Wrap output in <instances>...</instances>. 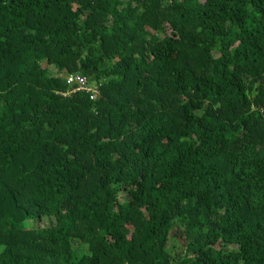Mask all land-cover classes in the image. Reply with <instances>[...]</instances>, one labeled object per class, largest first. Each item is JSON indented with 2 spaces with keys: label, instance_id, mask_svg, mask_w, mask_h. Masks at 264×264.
Listing matches in <instances>:
<instances>
[{
  "label": "trees",
  "instance_id": "obj_1",
  "mask_svg": "<svg viewBox=\"0 0 264 264\" xmlns=\"http://www.w3.org/2000/svg\"><path fill=\"white\" fill-rule=\"evenodd\" d=\"M0 264H264V0H0Z\"/></svg>",
  "mask_w": 264,
  "mask_h": 264
},
{
  "label": "built area",
  "instance_id": "obj_2",
  "mask_svg": "<svg viewBox=\"0 0 264 264\" xmlns=\"http://www.w3.org/2000/svg\"><path fill=\"white\" fill-rule=\"evenodd\" d=\"M66 84L68 86L67 91L61 93L62 96H70L75 93L88 94L90 100H94L99 91L96 86L90 84L85 77L77 75H68L65 77Z\"/></svg>",
  "mask_w": 264,
  "mask_h": 264
},
{
  "label": "rangeland",
  "instance_id": "obj_3",
  "mask_svg": "<svg viewBox=\"0 0 264 264\" xmlns=\"http://www.w3.org/2000/svg\"><path fill=\"white\" fill-rule=\"evenodd\" d=\"M168 249L170 250V255L173 257H178L183 254V241L179 237L172 238L168 243Z\"/></svg>",
  "mask_w": 264,
  "mask_h": 264
},
{
  "label": "water",
  "instance_id": "obj_4",
  "mask_svg": "<svg viewBox=\"0 0 264 264\" xmlns=\"http://www.w3.org/2000/svg\"><path fill=\"white\" fill-rule=\"evenodd\" d=\"M258 86H259V83H257V84L254 86V88H253V90H252V97H255V96L258 94V92H257V88H258Z\"/></svg>",
  "mask_w": 264,
  "mask_h": 264
}]
</instances>
